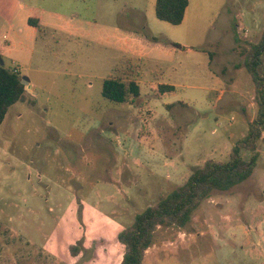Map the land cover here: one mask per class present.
<instances>
[{
    "label": "rangeland",
    "instance_id": "rangeland-1",
    "mask_svg": "<svg viewBox=\"0 0 264 264\" xmlns=\"http://www.w3.org/2000/svg\"><path fill=\"white\" fill-rule=\"evenodd\" d=\"M188 1L173 25L155 0H0V56L28 79L0 126V264H121L116 235L135 214L229 159L257 112L245 50L264 0ZM118 76L140 95L105 99ZM258 153L185 225L158 226L143 264H264L262 141Z\"/></svg>",
    "mask_w": 264,
    "mask_h": 264
},
{
    "label": "trees",
    "instance_id": "trees-1",
    "mask_svg": "<svg viewBox=\"0 0 264 264\" xmlns=\"http://www.w3.org/2000/svg\"><path fill=\"white\" fill-rule=\"evenodd\" d=\"M188 0H155V15L159 20L173 25L183 21ZM29 24L37 20L30 18ZM174 46L178 47L177 44ZM245 67L255 89L257 112L248 123L246 134L237 140L226 161L206 160L194 168L185 182L169 193L160 195L158 201L135 214L132 223L121 229L116 239L123 247L121 264H143L146 250L153 242L158 226L185 225L204 199L216 191H228L249 178L259 157L258 143L264 142V30L258 42L245 50ZM18 66L0 65V126L8 109L17 102L26 100V89L22 83ZM161 93L174 90L173 85L160 84ZM101 95L114 104L126 103L140 95L136 80L121 77L105 78ZM31 103H34L31 101ZM241 150L250 153L249 160Z\"/></svg>",
    "mask_w": 264,
    "mask_h": 264
},
{
    "label": "water",
    "instance_id": "water-1",
    "mask_svg": "<svg viewBox=\"0 0 264 264\" xmlns=\"http://www.w3.org/2000/svg\"><path fill=\"white\" fill-rule=\"evenodd\" d=\"M4 64V61H3V59L1 58V56H0V65H3ZM22 83L24 84V86H25V89L27 88V86H28V79L26 78V77H22Z\"/></svg>",
    "mask_w": 264,
    "mask_h": 264
},
{
    "label": "built area",
    "instance_id": "built-area-1",
    "mask_svg": "<svg viewBox=\"0 0 264 264\" xmlns=\"http://www.w3.org/2000/svg\"><path fill=\"white\" fill-rule=\"evenodd\" d=\"M14 71H15V72H18V68H15Z\"/></svg>",
    "mask_w": 264,
    "mask_h": 264
},
{
    "label": "crops",
    "instance_id": "crops-1",
    "mask_svg": "<svg viewBox=\"0 0 264 264\" xmlns=\"http://www.w3.org/2000/svg\"><path fill=\"white\" fill-rule=\"evenodd\" d=\"M16 66H18V65H16ZM19 69V68H18ZM19 71H20V69H19Z\"/></svg>",
    "mask_w": 264,
    "mask_h": 264
}]
</instances>
